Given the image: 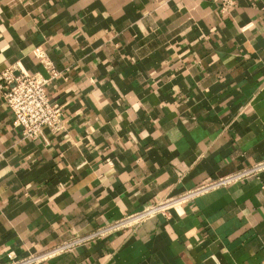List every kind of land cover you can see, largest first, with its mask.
Wrapping results in <instances>:
<instances>
[{"label": "crops", "instance_id": "crops-1", "mask_svg": "<svg viewBox=\"0 0 264 264\" xmlns=\"http://www.w3.org/2000/svg\"><path fill=\"white\" fill-rule=\"evenodd\" d=\"M7 67L63 113L25 138L0 93V261L264 159V0H0ZM34 264H264V169Z\"/></svg>", "mask_w": 264, "mask_h": 264}, {"label": "built area", "instance_id": "built-area-1", "mask_svg": "<svg viewBox=\"0 0 264 264\" xmlns=\"http://www.w3.org/2000/svg\"><path fill=\"white\" fill-rule=\"evenodd\" d=\"M222 5L231 4L235 0H218ZM34 53L40 58H44V53L36 47ZM54 75L53 69L50 70ZM48 78L39 73H31L20 70L14 73L13 68L7 67L0 72V93L14 114L15 124L21 128V134L25 138H35L42 135L44 127L56 129L60 127L63 109L61 105L50 101L45 85ZM264 169V159L253 163L250 166L238 169L234 172L212 178L209 181L185 192L161 200L155 205L149 206L147 209L134 214H129L124 218L104 225L98 228L94 233L86 237H75L56 245L50 250L41 253L29 254L25 257L9 256L7 260L0 261V264H34L56 252L70 249L74 245L97 235H105L114 229L120 228L129 222L138 221L145 215L152 214L161 209H165L170 205L185 201L192 195L206 191L210 188L225 185L233 181H237L246 176L256 174Z\"/></svg>", "mask_w": 264, "mask_h": 264}]
</instances>
